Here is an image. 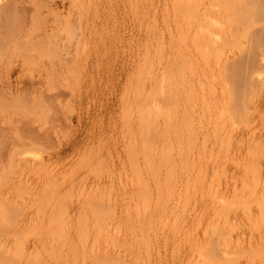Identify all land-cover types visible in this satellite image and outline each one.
Wrapping results in <instances>:
<instances>
[{
    "label": "rangeland",
    "instance_id": "rangeland-1",
    "mask_svg": "<svg viewBox=\"0 0 264 264\" xmlns=\"http://www.w3.org/2000/svg\"><path fill=\"white\" fill-rule=\"evenodd\" d=\"M201 3L0 0V264H264V0Z\"/></svg>",
    "mask_w": 264,
    "mask_h": 264
},
{
    "label": "bare ground",
    "instance_id": "bare-ground-1",
    "mask_svg": "<svg viewBox=\"0 0 264 264\" xmlns=\"http://www.w3.org/2000/svg\"><path fill=\"white\" fill-rule=\"evenodd\" d=\"M201 1H203V0H200V3H201ZM204 1H205V0H204ZM204 1H203L200 5H203V4H204ZM207 1H209V0H207ZM211 1H212V0H211ZM191 2H192V1H191ZM196 2H197V0H196ZM207 3H208V2H207ZM212 3H213V2H212ZM212 3L210 2V6H211ZM190 5H191V4H190ZM212 5H213V4H212ZM192 7H193V6H192ZM200 7H202V6H200ZM205 7H207V6H204V8H205ZM197 9H198V8H197ZM212 9H213V7L211 8V10H212ZM202 10H203V9H202ZM206 10H208V9H206ZM211 10H210V12H212ZM190 11H191V10H190ZM192 11H193V10H192ZM195 11H196V10H195ZM208 11H209V10H208ZM196 13H197V11H196ZM202 13H203V14H202ZM215 13H216V12H215ZM218 13H219V12H218ZM223 13H224V12H223ZM211 14H213V13H211ZM211 14H210V15H211ZM221 14H222V13H221ZM191 15H192V14H190V17H191ZM197 15H198V14H196V17H197ZM200 15H201V20H200V19H199V20H200L201 22H199V24L196 22L198 25H200V27L198 26V27H199V28H198L199 30L196 29V30H197L196 33H198V36L196 35V37L199 38V36H200V35H199V32H200V34H201L202 36H204V37L206 38V40H207V38H209L208 41H206L204 38H202L203 40H205V42H204V41H201V42L204 43V44H208V42H211V44H210V43H209V44H210V46L212 45V47H213L212 41H213V43H214L213 35L215 34V32L213 33V26H214L213 24H216V23L219 22L218 20L215 19L218 15H217V16L215 15V16H216V17L214 18L215 21H213V16H212V15L210 16L209 13H207V12L205 11V9L203 10V12H201ZM192 16H193V15H192ZM193 17H195V16H193ZM196 17H195V18H196ZM198 17H199V16H198ZM218 17H219V16H218ZM218 17H217V18H218ZM195 18H193V19H195ZM199 18H200V17H199ZM221 18H222V17H221ZM225 18H226V17H225ZM193 19H192V20H193ZM189 20H190V19H189ZM222 20H223V19H222ZM227 20H228V19H227ZM187 21H188V20H187ZM193 21L195 22L196 20H193ZM216 21H217V22H216ZM214 22H215V23H214ZM229 22H230V21H229ZM187 23H188V22H187ZM189 23H190V22H189ZM197 24H196V26H197ZM230 24H231V22H230ZM230 24H229V25H230ZM219 25H220V23H219ZM226 25H227V21H226ZM192 26H193V25H192ZM222 26H223V25H222ZM178 27H179V26H178ZM215 27H217V26H215ZM190 28H191V27L189 26V29H190ZM220 28H222V27H220ZM229 28H230V27H229ZM189 29H188V31H189ZM214 29H216V28H214ZM218 29H219V28H218ZM225 29H226V28H225ZM227 29H228V28H227ZM234 29H235V28H234ZM228 30H229V29H228ZM198 31H199V32H198ZM215 31H216V30H215ZM221 31H222V30H221ZM232 31H233V30H232ZM176 32H177V31H176ZM194 32H195V31H194ZM225 32H226V31H225ZM225 32H222V33H225ZM229 32H230V31H229ZM234 32H235V31H234ZM177 33H178V32H177ZM216 33H217V32H216ZM220 33H221V32H220ZM180 34H181V33H180ZM218 34H219V32H218ZM229 34H230V33H229ZM235 34H236V33H235ZM235 34H234V35H235ZM178 35H179V33H178ZM215 35H217V34H215ZM224 35H225V34H224ZM237 35H238V34H237ZM180 36H183V38H184V35H180ZM188 36H189V35H188ZM220 36H222V35H220ZM194 37H195V36H194ZM224 37H225V36H224ZM229 37H230V36H229ZM229 37L227 36L228 39H229ZM179 38H180V37H179ZM183 38H181V39H183ZM185 38H186V37H185ZM230 38H231V37H230ZM185 40H186V39H185ZM191 40H193V39H191ZM199 40H200V38H199ZM210 40H211V41H210ZM225 40H226V39H225ZM230 40H231V39H230ZM194 41H195V40H194ZM226 41H227V40H226ZM185 42H186V41H185ZM192 42H193V41H192ZM192 42H191V43H192ZM206 42H207V43H206ZM202 43H200V45H201ZM215 43H216V41H215ZM182 44H183V43H182ZM193 44H194V43H193ZM225 44H226V43H225ZM228 44H229V43H228ZM228 44H227V45H228ZM236 44H237V43H236ZM185 45H186V43H185ZM185 45H184V46H185ZM195 45H196V44H195ZM202 45H203V44H202ZM202 45H201V46H202ZM214 45H215V44H214ZM187 46H188V45H187ZM201 46H200V47H201ZM203 46H204V48H205V46H208V45H203ZM210 46H208V49L212 48V47H210ZM219 46H220V45H219ZM225 46H226V45H225ZM233 46H234V45H233ZM196 47H197V46H196ZM186 48H187V47H186ZM236 48H237V47H236ZM236 48H235V49H236ZM206 49H207V48H206ZM208 49H207V51L210 52V50H208ZM228 49H229V48H228ZM173 50H174V49H173ZM196 50H197V49H196ZM204 50H205V49H202V47H201L200 52H201V51H204ZM211 50H213V48H212ZM232 50H233V49H232ZM197 51L199 52V50H197ZM207 51H206V52H205V51H204V52H201V54H202V53H203V55H204V53L209 54ZM178 52H179V51H178ZM180 52H181V51H180ZM220 52H221V51H220ZM229 52H230V51H229ZM196 53H197V52H196ZM221 53H222V52H221ZM242 53H243V51H242ZM177 54H178V53H177ZM210 54H212V53H210ZM210 54H209V55H210ZM179 55H181V54H179ZM182 55H183V54H182ZM182 55H181V56H182ZM186 55H187V54H186ZM205 55H206V54H205ZM205 55H204V56H205ZM173 56H174V53H173ZM187 56H188V55H187ZM196 56H197V55H196ZM207 56H208V55H206L205 58H207ZM211 56H212V55H211ZM211 56H208V57H211ZM168 57H169V56H168ZM184 57H185V56H184ZM188 57H189V56H188ZM193 57H194V56H193ZM219 57H220V56H219ZM219 57H218V58H219ZM153 58H154V57H153ZM200 58H201V56H200ZM202 58H203V57H202ZM212 58H213V57H212ZM227 58H228V57H227ZM160 59H161V58H160ZM160 59H159V60H160ZM167 59H168V58H167ZM195 59H197V58H195ZM234 59H235V58H234ZM161 60H162V59H161ZM180 60H181V59H180ZM189 60H190V59H189ZM203 60H204V59H203ZM148 61H149V60H148ZM148 61H147V62H148ZM166 61H167V60H166ZM173 61H174V60H173ZM205 61H206V60H205ZM207 61H208V60H207ZM216 61H217V60H216ZM237 61H238V60H237ZM237 61H236V62H237ZM242 61H243V60H242ZM203 62H204V61H203ZM223 62H224V61H223ZM223 62H222V63H223ZM233 62H234V61H233ZM244 62H245V61H244ZM177 63H178V62H177ZM183 63H185L186 65L189 66L188 62L186 63V60H185V62L183 61ZM197 63H198V61H197ZM208 63H210V62H208ZM225 63H226V62H225ZM239 63H240V62H239ZM155 64H156V63H155ZM159 64H160V63H159ZM181 64H182V63H181ZM202 64H203V63H202ZM229 64H230V62H229ZM244 64H245V63H244ZM177 65H178V64H177ZM186 65H184V66H186ZM193 65H194V64H193ZM204 65H205V64H203V66H204ZM206 65H207V64H206ZM206 65H205V67L208 66V65H207V66H206ZM217 65H218V64H217ZM241 65H242V64H241ZM150 66H151V65H150ZM152 66H153V65H152ZM163 66H164V65H163ZM188 66H187V68L189 69ZM196 66H197V65H196ZM209 66H210V65H209ZM209 66H208V67H209ZM218 66H219V65H218ZM236 66H237V65H236ZM173 67H174V66H173ZM179 67H180V66H179ZM223 67H224V66H223ZM239 67H240V66H239ZM147 68H148V67H147ZM150 68H151V67H150ZM154 68H155V67H154ZM177 68H178V66H177ZM190 68H191V67H190ZM242 68H244V67H242ZM203 69H204V68H203ZM206 69H207V68H206ZM238 69H239V68H238ZM146 70H147V69H146ZM152 70H153V69H152ZM162 70H163V69H162ZM193 70H194V69H193ZM234 70H236V69L234 68ZM175 71H176V70H175ZM220 71H221V70H220ZM220 71H219V72H220ZM223 71H224V70H223ZM230 71H231V70H230ZM156 72H157V71H156ZM167 72H168V71H167ZM194 72H196V71H194ZM203 72H204V71H203ZM205 72H206V71H205ZM227 72H228V71H227ZM231 72H232V71H231ZM191 73H192V72H191ZM235 73H236V72H235ZM181 74H182V73H181ZM194 74H195V73H194ZM151 75H152V74H151ZM151 75H150V76H151ZM201 75H202V74H201ZM203 75H204V74H203ZM210 75H211V73H210ZM222 75H223V74H222ZM230 75H231V74H230ZM239 75H240V74H239ZM169 76H170V75H169ZM228 76H229V75H228ZM152 77H153V76H152ZM177 77H179V76H177ZM194 77H195V76H194ZM199 77H200V76H199ZM207 77H208V76H207ZM243 77H244V76H243ZM243 77H241V78H243ZM247 77H248V76H247ZM203 78H205V77H202V79H203ZM209 78H210V77H209ZM224 78H225V77H224ZM183 79H184V78H183ZM188 79H189V78H188ZM230 79H231V78H230ZM154 80H155V79H154ZM173 80L175 81L176 79H173ZM181 81H182V80H181ZM190 81H191V80H190ZM239 81H240V80H239ZM241 81H242V80H241ZM170 82H171V81H170ZM203 82H204V81H203ZM207 82H208V81H207ZM209 82H210V81H209ZM243 82L245 83L246 80L243 81ZM182 83H183V81H182ZM188 83H189V81H188ZM199 83H200V82H199ZM227 83H228V82H227ZM244 83H243V84H244ZM174 84H175V83H174ZM180 84H181V83H180ZM189 84H190V83H189ZM189 84H188V85H189ZM192 84H193V83H192ZM201 84H202V83H201ZM210 84H211V83H210ZM224 84H225V83H224ZM225 85H226V84H225ZM173 86H174V85H173ZM190 86H191V85H190ZM193 86H194V85H193ZM198 86H199V85H198ZM230 86H231V85H230ZM165 87H166V86H165ZM177 87H178V86H177ZM182 87H183V86H182ZM188 87H189V86H188ZM194 87H195V86H194ZM202 87H203V86H202ZM202 87H201V88H202ZM209 87H210V85H209L208 87H206V88H208V89L210 90L211 87H210V88H209ZM142 88H143V87H142ZM166 88H167V87H166ZM189 88H190V87H189ZM199 88H200V87H199ZM212 88H213V87H212ZM224 88H225V87H224ZM184 89H185V88H184ZM215 89H216V88H215ZM215 89H214V91L212 90V92H214V94H213L214 96H215V94H216L215 91L217 90V89H216V90H215ZM230 89H231V88H230ZM192 90H193V89H192ZM228 90H229V89H228ZM148 91H149V90H148ZM201 91H202V90H201ZM203 91H204V90H203ZM203 91H202V94H203ZM220 91H221V90H220ZM226 91H227V90H226ZM236 91H237V90H236ZM186 92H187V91H186ZM188 92H189V91H188ZM208 92L210 93V91H208ZM224 92H225V91H224ZM160 93H161V92H160ZM179 93H180V92H179ZM197 93H198V92H197ZM200 93H201V92H200ZM200 93H199V94H200ZM227 93H228V92H227ZM245 93H246V92H245ZM149 94H150V93H149ZM147 95H148V94H147ZM161 95H162V94H161ZM166 95H167V94H166ZM204 95H205V94H204ZM206 95H207V94H206ZM229 95H230V94H229ZM163 96H164V95H163ZM177 96H178V95H177ZM186 96H187V95H186ZM208 96H209V95H208ZM211 96H212V95H211ZM227 96H228V95H227ZM231 96H232V95H230V97H231ZM144 97H145V96H144ZM144 97H143V98H144ZM149 97H150V96H149ZM164 97H165V96H164ZM200 97H201V96H200ZM204 97H205V96H204ZM212 97H213V96H212ZM216 97H218V96H216ZM238 97H239V96H238ZM143 98H142V99H143ZM161 98H162V97H161ZM197 98H198V96H197ZM197 98H196V99H197ZM209 98H210V97H209ZM223 98H224V97H223ZM223 98H222V99H223ZM144 99H145V98H144ZM215 99H216V98H215ZM226 99H227V98H226ZM148 100H149V99H148ZM174 100H175V99H174ZM203 100H204V99H203ZM213 100H214V99H213ZM168 101H169V100H168ZM179 101H180V100H179ZM188 101H189V100H188ZM196 101H198V100H196ZM201 101H202V100H201ZM221 101H222V100H221ZM224 101H225V100H224ZM227 101H228V100H227ZM227 101H226V102H227ZM185 102H186V101H185ZM203 102H207V101H203ZM235 102H236V101H235ZM164 103H165V101H164ZM180 103H181V102H180ZM187 103H189V102H187ZM201 103H202V102H201ZM220 103H221V102H220ZM220 103H219V104H220ZM183 104H184V103H183ZM215 104H216V103H215ZM149 105H150V104H149ZM188 105H189V104H188ZM225 105H226V104H225ZM153 106H154V105H153ZM157 106H158V105H157ZM162 106H163V104H162ZM178 106H179V105H178ZM242 106H243V105H242ZM149 107H150V106H149ZM182 107H183V106H182ZM189 107H190V106H189ZM215 107H216V106H215ZM217 107H218V106H217ZM221 107H222V106H221ZM245 107H246V106H245ZM170 108H171V107H170ZM243 108H244V107H243ZM147 109L150 110L149 108H147ZM190 109H191V108H190ZM208 109H209V108H208ZM148 110H147V111H148ZM156 110H157V109H156ZM165 110H166V109H165ZM171 110H172V109H171ZM188 110H189V109H188ZM203 110H204V109H203ZM203 110H202V112H203ZM214 110L216 111V109H214ZM222 110H223V108H222ZM191 111H192V110H191ZM208 111H209V110H208ZM208 111H207V112H208ZM212 111H213V110H212ZM212 111H211V112H212ZM238 111H240V110H238ZM158 112H159V111H158ZM161 112H162V111H161ZM216 112H217V111H216ZM208 113H209V112H208ZM219 113H220V112H219ZM219 113H218V114H219ZM232 113H233V112H232ZM162 114H163V113H162ZM164 114H165V113H164ZM169 114H171V113L169 112ZM173 114H174V113H173ZM204 114H206V113H204ZM210 114H211V113H210ZM214 114H215V113H214ZM194 115H195V114H194ZM230 115H231V114H230ZM245 115H246V114H245ZM142 116H143V115H142ZM145 116H146V115H145ZM163 116H164V115H163ZM168 116H169V115H168ZM168 116H167V117H168ZM177 116H178V114H177ZM183 116H184V115H183ZM188 116H189V115H188ZM198 116H199V115H198ZM201 116H203V115H201ZM204 116H205V115H204ZM209 116H210V115H209ZM211 116H212V115H211ZM240 116H241V115H240ZM169 117H170V116H169ZM172 117H173V116H172ZM172 117H171V118H172ZM189 117H190V116H189ZM213 117H214V116H213ZM213 117H212V118H213ZM233 117H234V116H233ZM244 117H245V116H244ZM174 118H176V117H174ZM179 118H180V117H179ZM198 118H199V117H198ZM204 118H205V117H204ZM214 118H215V117H214ZM242 118H243V117H242ZM242 118H241V119H242ZM245 118H246V117H245ZM150 119H152V118H150ZM167 119H168V118H167ZM167 119H166V120H167ZM177 119H178V117H177ZM187 119H188V118H187ZM194 119H195V118H194ZM219 119H220V117H219ZM243 119H244V118H243ZM199 120H200V119H199ZM217 120H218V119H217ZM220 120H221V119H220ZM156 121H157V120H156ZM156 121H155V122H156ZM172 121H173V120H172ZM180 121H181V120H180ZM245 121H246V120H245ZM245 121H244V122H245ZM175 122H176V121H175ZM189 122H190V118H189ZM224 122H225V120H224ZM242 122H243V121H242ZM183 123H184V122H183ZM200 123H201V122H200ZM216 123H217V122H216ZM231 123H232V122H231ZM149 124H150V123H149ZM180 124H181V123H180ZM196 124H197V123H196ZM198 124H199V123H198ZM221 124H222V123H221ZM232 124H233V123H232ZM234 124H235V123H234ZM166 125H167V124H166ZM174 125H175V124H174ZM202 125H203V124H202ZM208 125H210V124H208ZM215 125H216V124H215ZM222 125H223V124H222ZM139 126H140V125H139ZM163 126H164V124H163ZM175 126H176V125H175ZM177 126H178V125H177ZM216 126H217V125H216ZM234 126H235V125H234ZM236 126H237V125H236ZM155 127H156V126H155ZM173 127H174V126H173ZM213 127H214V126H213ZM219 127H220V126H219ZM164 128H165V126H164ZM179 128H180V127H179ZM189 128H190V127H189ZM201 128H203V127L201 126ZM206 128H207V127H206ZM206 128H205V129H206ZM215 128H216V127H215ZM217 128H218V127H217ZM139 129H140V127H139ZM157 129H158V128H157ZM166 129H167V126H166ZM166 129H164V130H166ZM223 129H224V127H223ZM225 129H226V128H225ZM200 130H201V129H200ZM180 131H181V129H180ZM180 131H179V132H180ZM196 131H197V130H196ZM209 131H210V130H209ZM209 131H208V132H209ZM216 131H217V130H216ZM145 132H146V131H145ZM148 132H149V131H148ZM156 132H157V131H156ZM156 132H155V134H156ZM194 132H195V131H194ZM152 133H153V131H152ZM165 133H166V131H165ZM180 133H181V132H180ZM182 133H183V130H182ZM200 133H201V131H200ZM202 133H203V132H202ZM204 133H205V132H204ZM223 133H224V132H223ZM229 133H230V131H229ZM159 134H160V133H159ZM167 134H168V132H167ZM184 134H185V133H184ZM220 134H221V133H220ZM145 135H146V134H145ZM191 135H192V134H191ZM200 135H201V134H200ZM148 136H149V135H148ZM161 136H162V135H161ZM182 136H184V135H182ZM195 136L197 137V135H194V137H195ZM204 136H205V135H204ZM206 136H207V135H206ZM154 137H155V136H154ZM173 137H174V136H173ZM189 137H190V135H189ZM191 137H192V136H191ZM191 137H190V139H191ZM221 137H222V135L220 136V138H221ZM167 138H168V137H167ZM178 138H179V137H178ZM192 138H193V137H192ZM202 138H203V137H202ZM144 139H145V137H144ZM147 139H148V138H147ZM169 139H170V136H169ZM169 139H168V140H169ZM176 139H177V138H176ZM197 139H198V138H197ZM209 139H210V138H209ZM215 139H216V138H215ZM242 139H243V138H242ZM178 140H179V139H178ZM186 140H187V139H186ZM194 140H195V138H194ZM210 140H211V139H210ZM243 140H244V139H243ZM153 141H155V140H153ZM170 141H171V140H170ZM187 141H188V140H187ZM187 141H186V142H187ZM191 141H192V140H191ZM208 141H209V140H208ZM212 141H213V140H212ZM240 141H241V140H240ZM162 142H163V141H161V143H162ZM179 142H180V141H179ZM196 142H197V141H196ZM205 142H206V140H205ZM237 142H238V141H237ZM183 143H184V142H183ZM187 143H188V142H187ZM189 143H190V142H189ZM191 143H192V142H191ZM225 143H226V142H225ZM230 143H231V142H230ZM240 143H241V142H240ZM138 144H139V143H138ZM201 144H202V142H201ZM237 144H238V143H237ZM176 145H177V144H176ZM178 145H179V143H178ZM182 145H183V144H182ZM193 145H194V144H193ZM197 145H198V144H197ZM206 145H207V142H206ZM208 145H209V144H208ZM211 145H212V144H211ZM219 145H220V144H219ZM224 145H225V144H224ZM151 146H152V144H151ZM188 146H189V145H188ZM215 146H216V145H215ZM165 147H166V146H165ZM178 147H179V146H178ZM183 147H184V146H183ZM206 147H208V146H206ZM211 147H212V146H211ZM227 147H228V146H227ZM229 147H231V146H229ZM149 148H150V147H149ZM185 148H186V146H185ZM200 148H201V147H200ZM220 148H221V147H220ZM155 149H156V148H155ZM186 149H187V148H186ZM211 149H212V148H211ZM239 149H240V148H239ZM178 150H179V149H178ZM178 150H177V151H178ZM192 150H193V148H192ZM192 150H191V151H192ZM198 150H199V149H198ZM207 150H208V149H207ZM218 150H219V149H218ZM221 150H222V149H221ZM221 150H220V151H221ZM227 150H228V148H227ZM152 151H154V150H152ZM164 151H165V150H164ZM193 151H194V150H193ZM148 152H150V151H148ZM165 152H166V151H165ZM186 152H187V151H186ZM188 152H190V150H189ZM206 152H207V151H206ZM218 152H219V151H218ZM197 153L199 154V151H197ZM200 153H201V152H200ZM221 153H222V152H221ZM223 153H224V152H223ZM228 153H229V152H228ZM233 153H234V152H233ZM159 154H160V153H159ZM162 154H163V153H162ZM198 154H197V156H198ZM208 154H209V153H208ZM186 155H187V154H186ZM188 155H189V154H188ZM192 155H194V154H192ZM209 155L212 156L211 154H209ZM225 155H226V153H225ZM163 156H164V155H163ZM216 156L218 157L219 155H216ZM233 156H234V155H233ZM155 157H156V156H155ZM188 157H190V156H188ZM224 157H225V156H224ZM227 157H228V156H227ZM237 157H238V156H237ZM145 158H146V157H145ZM147 158H148V157H147ZM151 158H153V157H151ZM190 158H191V157H190ZM202 158H204V157H202ZM210 158H211V157H210ZM210 158H209V159H210ZM157 159H158V158H157ZM161 159H162V158H161ZM186 159H187V158H186ZM197 159H198V158H197ZM225 159H226V158H225ZM230 159H231V158H230ZM238 159H239V158H238ZM190 160H191V159H190ZM190 160H189V161H190ZM192 160H193V156H192ZM198 160H199V159H198ZM207 160H208V159H207ZM210 160H211V159H210ZM231 160H232V159H231ZM187 161H188V160H187ZM187 161H186V163H187ZM193 161H194V160H193ZM223 161H224V159H223ZM232 161H233V160H232ZM237 161H238V160H237ZM154 162H155V161H154ZM157 162H158V161H157ZM198 162H199V161H198ZM198 162H197V163H198ZM210 162H211V161H210ZM214 162H215V161H214ZM239 162H240V161H239ZM150 163H151V162H150ZM189 163H190V162H189ZM204 163H205V162H204ZM221 163H222V162H221ZM194 164H195V163H194ZM201 164H202V163H201ZM201 164H200V166H201ZM219 164H220V163H219ZM235 164H236V163H235ZM159 165H160V164H159ZM175 165H176V163H175ZM186 165H187V164H186ZM203 165H204V164H203ZM221 165H222V164H221ZM225 165H226V164H225ZM237 165H238V164H237ZM188 166H189V165H188ZM191 166H192V164H191ZM200 166L198 167L199 169H200ZM204 166H205V165H204ZM222 166H223V165H222ZM222 166L220 167V168H221V169H220L221 172L223 171V170H222ZM238 166H239V165H238ZM246 166H247V165H246ZM149 167H150V166H149ZM205 167H206V166H205ZM169 168H172V167L169 166ZM175 168H176V167H175ZM181 168L183 169V167H181ZM194 168H195V165H194ZM215 168H216V167H215ZM223 168H224V167H223ZM161 169H162V168H161ZM167 169H168V168H167ZM212 169H213V167H212ZM175 170H176V169H175ZM191 170H192V169H191ZM205 170H206V168H205ZM216 170H217V169H216ZM148 171H149V170H148ZM151 171H152V170H151ZM182 171H184V170H182ZM195 171H196V170H195ZM233 171H234V170H233ZM146 172H147V171H146ZM189 172H190V171H189ZM192 172H193V171H192ZM204 172H206V171H204ZM214 172H215V171H214ZM214 172H212L213 175H214ZM181 174H183V173H181ZM190 174H191V173H190ZM204 174L206 175V173H204ZM215 174H216V173H215ZM150 175H151V174H150ZM152 175H153V174H152ZM169 175H170V174H169ZM179 175H180V173H179ZM184 175H185V174H184ZM194 175H195V174H194ZM197 175H198V174H197ZM199 175H200V174H199ZM217 175H218V174H217ZM221 175H222V174H221ZM243 175H244V174H243ZM166 176H167V175H166ZM185 176H186V175H185ZM210 176H211V175H210ZM171 177H172V175H171ZM173 177H174V175H173ZM187 177H188V176H187ZM199 177H200V176H199ZM216 177H217V176H216ZM225 177H226V176H225ZM148 178H149V177H148ZM151 178H152V177H151ZM191 178H192V177H191ZM202 178H203V177H202ZM205 178H206V176H205ZM207 178H208V177H207ZM160 179H161V178H160ZM165 179H167V178L165 177ZM179 179H180V177H179ZM186 179H188V178H186ZM186 179H185V180H186ZM212 179H214V178H212ZM147 180H148V179H147ZM151 180H152V179H151ZM153 180H154V178H153ZM169 180H171V179H169ZM175 180H176V177H175ZM199 180H200V178H199ZM202 180H203V179H202ZM244 180H245V178H244ZM178 181H179V180H178ZM178 181H177V183H178ZM134 182H135V181H134ZM151 182H152V181H151ZM180 182H181V181H180ZM135 183H136V182H135ZM138 183H139V182H138ZM138 183H137V184H138ZM141 183H142V181H141ZM148 183H149V182H148ZM165 183H166V182H165ZM171 183H172V182H171ZM173 183H174V182H173ZM173 183H172V185H173ZM197 183H198V182H197ZM207 183H208V182H207ZM209 183H210V181H209ZM209 183H208V184H209ZM213 183H214V182H213ZM219 183H220V182H219ZM244 183H245V182H244ZM258 183H259V182H257V184H258ZM130 184H131V183H130ZM184 184H185V183H184ZM187 184H188V183H187ZM187 184H186V187H187ZM174 185H175V184H174ZM176 185H177V184H176ZM188 185H190V184H188ZM235 185H236V184H235ZM147 186H148V184H147ZM159 186H160V185H159ZM180 186H181V185H180ZM205 186H207V185H205ZM208 186H210V185H208ZM212 186H213V185L211 184L210 188H211ZM219 186H220V184H219ZM132 187H133V184H132ZM148 187H149V186H148ZM167 187H169V185H168ZM172 187H173V186H172ZM195 187H196V186H195ZM200 187H201V186H200ZM216 187H217V186H216ZM255 187H256V186H255ZM177 188H178V187H177ZM180 188H181V187H180ZM183 188L185 189V187H183ZM197 188H198V187H197ZM249 188H250V187H249ZM175 189H176V188H175ZM184 189H183V190H184ZM194 189H195V188H194ZM211 189H212V188H211ZM211 189L209 190V188H208V190H209L210 193H212V192H211ZM169 190H170V189H169ZM186 190H188V187L186 188ZM195 190H196V189H195ZM202 190H203V188H202ZM235 190H236V189H235ZM256 190H257V189H256ZM123 191H124V190H123ZM162 191H163V190H162ZM253 191H254V190H253ZM136 192H138V191H136ZM139 192H140V191H139ZM174 192H175V191H174ZM179 192H180V191H179ZM195 192H196V191H194V193H195ZM200 192H201V191H200ZM206 192H207V191H206ZM215 192H218V191L216 190ZM220 192H221V190H220ZM255 192H256V191H255ZM185 193H186V192H185ZM185 193H184V194H185ZM194 193H193V194H194ZM218 193H219V192H218ZM166 194H168V192H167ZM172 194H173V192H172ZM176 194H177V193H176ZM184 194H183V195H184ZM250 194H251V193H250ZM259 194H260V193H259ZM168 195H169V194H168ZM178 195H179V193H178ZM216 195H217V194H216ZM243 195H244V193H243ZM262 195H263V194H262ZM165 196H166V195H165ZM194 196H197V195L195 194ZM194 196H193V197H194ZM221 196H223V195H221ZM226 196H227V195H226ZM235 196H236V195H235ZM235 196H234V197H235ZM238 196H239V195H238ZM252 196H253V195H252ZM166 197H167V196H166ZM179 197H180V196H179ZM179 197H178V198H179ZM184 197H185V196H184ZM187 197H188V196H187ZM198 197H199V195H198ZM198 197H197V198H198ZM216 197H218V196H216ZM234 197H232V198H234ZM249 197H250V196H249ZM249 197H248V198H249ZM259 197H261V196H259ZM262 197L264 198V196H262ZM159 198H160V197H159ZM170 198H171V197H170ZM189 198H190V197H189ZM218 198H219V197H218ZM230 198H231V197H230ZM239 198H240V197H238V199H239ZM174 199H175V198H174ZM187 199H188V198H187ZM202 199H203V198H202ZM234 199H235V198H234ZM240 199H241V198H240ZM244 199H245V198H244ZM250 199H251V198H250ZM200 200H201V199H200ZM212 200H213V199H212ZM232 200H233V199H232ZM236 200H237V199H236ZM248 200H249V199H248ZM263 200H264V199H263ZM157 201H158V200H157ZM183 201H184V200H183ZM185 201H186V200H185ZM194 201H196V200H194ZM230 201H231V200H230ZM242 201H243V198H242ZM244 201H246V200H244ZM252 201H253V200H252ZM260 201H261V200H260ZM212 202H213V201H211V203H212ZM236 202H237V201H236ZM236 202H234V203H236ZM240 202H241V201H240ZM253 202H254V201H253ZM258 202H259V201H258ZM164 203H165V202H164ZM167 203H168V200H167ZM171 203H172V202H171ZM173 203H174V202H173ZM188 203H189V202H188ZM211 203H210V204H211ZM247 203H249V202L247 201ZM251 203H252V202H251ZM168 204H169V203H168ZM168 204H167V205H168ZM204 204H205V203H204ZM221 204H222V203H221ZM236 204L239 205V203H236ZM262 204H263V202H262ZM177 205H178V204H177ZM180 205H181V204H180ZM192 205H193V203H192ZM208 205H209V204H208ZM212 205H213V203H212ZM216 205H217V204H216ZM149 206H150V205H149ZM160 206H161V205H160ZM172 206H173V205H172ZM174 206H175V205H174ZM184 206H185V205H184ZM184 206H183V207H184ZM202 206H203V205H202ZM204 206H205V205H204ZM214 206H215V205H214ZM227 206H228V205H227ZM249 206H250V205H249ZM259 206H260V205H259ZM185 207H186V206H185ZM192 207H193V206H192ZM198 207H199V206H198ZM207 207H208V206H207ZM261 207H262V206H260V208H261ZM155 208H156V207H155ZM172 208H173V207H172ZM187 208H188V207H187ZM208 208H209V207H208ZM210 208H211V207H210ZM217 208H218V207H217ZM260 208H259V209H260ZM189 209H190V208H189ZM189 209H188V210H189ZM191 209H192V208H191ZM200 209H201V208H200ZM215 209H216V208H215ZM218 209L220 210V208H218ZM231 209H233V207H232ZM236 209H237V208H236ZM236 209H234V210H236ZM253 209H254V208H253ZM148 210H149V209H148ZM155 210H156V209H155ZM155 210H154V212H155ZM201 210H202V209H201ZM203 210H204V209H203ZM247 210H249V208H248ZM165 211H166V210H165ZM171 211H172V210H171ZM181 211H182V210H181ZM190 211H191V210H190ZM196 211H197V210H196ZM255 211H256V210H255ZM257 211H258V210H257ZM151 212H152V211H151ZM191 212H192V211H191ZM200 212H201V211H200ZM215 212H216V211H215ZM224 212H225V211H224ZM246 212H248V211H246ZM252 212H253V211H252ZM158 213H159V212H158ZM161 213H162V212H161ZM184 213H185V212H184ZM195 213H196V212H195ZM201 213H202V212H201ZM201 213H200V214H201ZM204 213H205V212H204ZM155 214H156V213H155ZM181 214H183V213H181ZM185 214H186V213H185ZM185 214H184V215H185ZM210 214H211V213H210ZM247 214H248V213H247ZM162 215H163V214H162ZM196 215H198V214H196ZM245 215H246V214H245ZM179 216H180V215H179ZM205 216H206V215H205ZM183 217H184V216H183ZM199 217H200V216H199ZM211 217H213V216H211ZM223 217H224V216H223ZM247 217H248V216H246V219H248ZM181 218H182V217H181ZM188 218H189V217H188ZM193 218L195 219V217H193ZM206 218H207V217H206ZM225 218H226V217H225ZM257 218H258V217H257ZM257 218H255V219L257 220ZM260 218H261V217H259V219H260ZM153 219H154V218H153ZM198 219H199V218H198ZM200 219H201V218H200ZM204 219H205V218H204ZM252 219H254V217H253ZM261 219H262V218H261ZM202 220H203V219H202ZM215 220H216V219H215ZM250 220H251V219H250ZM177 221H178V220H177ZM200 221H201V220H199V222H200ZM205 221H206V220H205ZM207 221L209 222L208 219H207ZM213 221H214V220H213ZM213 221H212V222H213ZM248 221H249V220H248ZM263 221H264V220H263ZM148 222H149V221H148ZM148 222H147V223H148ZM150 222H151V221H150ZM166 222H167V221H166ZM175 222H176V221H175ZM208 222H207V223H208ZM212 222H211V223H212ZM228 222H229V220H228ZM183 223H184V222H183ZM213 223H214V222H213ZM217 223H218V222L215 223V226H216ZM219 223H220V222H219ZM225 223H226V222L224 221V224H225ZM231 223H232V222H231ZM246 223H247V222H246ZM253 223H254V222H253ZM262 223H263V222H262ZM165 224H166V223H165ZM250 224H251V223H250ZM194 225H195V224H193V226H194ZM196 225H197V224H196ZM208 225H209V224H208ZM217 225H218V224H217ZM199 226H200V225H198V227H199ZM218 226H219V225H218ZM227 226H228V225H227ZM256 226H258V223L256 224ZM149 227H151V226H149ZM171 227H172V226H171ZM194 227H196V226H194ZM220 227H221V226H220ZM229 227H230V226H229ZM229 227H228V228H229ZM248 227H249V226H248ZM192 228H193V227H192ZM209 228H211V226H210ZM215 228H216V227H215ZM224 228H225V226H224ZM232 228H233V227H232ZM232 228H231V229H232ZM225 229L227 230V228H225ZM231 229H229V231H230ZM253 229H254V228H253ZM257 229H258V228H257ZM142 230H143V229H142ZM142 230H141L140 232H142ZM163 230H164V229H163ZM163 230H161V231H163ZM174 230H175V229H174ZM185 230H186V228H185ZM192 230H194V229H192ZM211 230H212V229H211ZM216 230H217V229H216ZM237 230H238V229H237ZM177 231H178V230H177ZM180 231H181V230H179V232H180ZM183 231H184V230H183ZM188 231H190V230L188 229ZM204 231H205V230H204ZM213 231H214V230H213ZM179 232H178V234H179ZM184 232H185V231H184ZM216 232H217V231H214V233L211 234V237H212V235H214ZM257 232H258V231H257ZM192 233H193V232H192ZM210 233H211V232H210ZM219 233H220V232H219ZM224 233H226V232H224ZM227 233H228V232H227ZM188 234H189V233H188ZM202 234H203V232H202ZM206 234H208V232H206ZM216 234H217V233H216ZM148 235H149V234H148ZM181 235H182V234H181ZM186 235H187V233H186ZM197 235H198V234H197ZM208 235H209V234H208ZM217 235L220 236V234H217ZM225 235H226V234H225ZM250 235H251V234H250ZM139 236H140V235H139ZM149 236H151V235H149ZM188 236H189V235H188ZM188 236H186V237H188ZM190 236H194V235L191 234ZM203 236L205 237V235H203ZM221 236H222V235H221ZM146 237H147V236H146ZM166 237H167V236H166ZM213 237L215 238V236H213ZM223 237H225L224 234H223ZM223 237H222V238H223ZM231 237H232V236H231ZM253 237H254V236H253ZM142 238H143V237H142ZM149 238H150V237H149ZM181 238H182V237H181ZM198 238H199V237H198ZM250 238H251V237H250ZM144 239H145V238H144ZM175 239H176V238H175ZM201 239H202V238H201ZM201 239H200V240H201ZM219 239H220V238H219ZM257 239H258V238H257ZM140 240H141V238H140ZM159 240H160V239H159ZM216 240H217V239H216ZM255 240H256V239H255ZM259 240H260V239H259ZM194 241H195V240H194ZM194 241H193V242H194ZM196 241H197V240H196ZM209 241H210V240H209ZM214 241H215V240H214ZM220 241H221V240H220ZM146 242H147V241H146ZM148 242H149V241H148ZM164 242H165V241H164ZM186 242H187V241H186ZM203 242H204V241H203ZM215 242H216V241H215ZM221 242H222V241H221ZM250 242H251V241H250ZM258 242H259V241H257L256 243H258ZM176 243H177V242H176ZM181 243H182V242H181ZM194 243H195V242H194ZM204 243H206V242H204ZM204 243H202V244H204ZM259 243H260V242H259ZM263 243H264V242H263ZM139 244H140V243H139ZM141 244H142V243H141ZM166 244H167V243H166ZM179 244H180V243H179ZM184 244H185V243H184ZM186 244H187V243H186ZM191 244H192V243H191ZM198 244H199V243H198ZM207 244L210 245V246H212V245L209 244V243H207ZM214 244H215V243H214ZM241 244H242V243H241ZM251 244H252V243H251ZM164 245H165V244H164ZM200 245H201V242H200ZM205 245H206V244H205ZM216 245H217V244H216ZM254 245H255V244H254ZM125 246H126V245H125ZM147 246H148V245H147ZM176 246H177V244H176ZM179 246H180V245H179ZM182 246H183V245H182ZM186 246H187V245H186ZM191 246H194V245H191ZM196 246H197V242H196ZM258 246H259V245H258ZM116 247H117V246H116ZM129 247H130V246H128V248H129ZM183 247H184V246H183ZM199 247H200V246H199ZM205 247H207V246H204V248H205ZM245 247H246V245H245ZM252 247H253V246H252ZM123 248H124V246H123ZM134 248H135V247H134ZM178 248H179V247H178ZM190 248H191V247H190ZM190 248H189V249H190ZM207 248H208V247H207ZM240 248H241V247H240ZM259 248H260V247H259ZM138 249H139V248H138ZM145 249H146V248H145ZM193 249H195V248H193ZM197 249L199 250V248H197ZM219 249H220V248H218V250H219ZM222 249H223V251H224V248H222ZM234 249H235V248H234ZM257 249H258V248H257ZM140 250H141V249H140ZM254 250H255V248H254ZM254 250H253V251H254ZM190 251H191V250H190ZM194 251H195V250H194ZM194 251L192 250V252H194ZM226 251H227V249H226ZM234 251H235V250H234ZM249 251H251V250L249 249ZM130 252H131V251H130ZM158 252H160V250H158ZM207 252H208V250H207ZM207 252H206V254H207ZM131 253H132V252H131ZM140 253H141V252H140ZM195 253H196V252H195ZM200 253H203V252H200ZM208 253H209V252H208ZM238 253H239V252H238ZM238 253H237V254H238ZM244 253H245V252H244ZM257 253H258V252H257ZM134 254H135V253H134ZM136 254H137V253H136ZM189 254H190V253H189ZM198 254H199V253H198ZM206 254H204V255H206ZM223 254H224V252H223ZM240 254H241V252H240ZM242 254H243V253H242ZM247 254H248V253H247ZM158 255H159V254H158ZM183 255H184V254H183ZM199 255H201V254H199ZM221 255H222V254H221ZM227 255H228V254H227ZM227 255H226V256H227ZM230 255H232V254H230ZM235 255H236V254H235ZM251 255H252V254H251ZM122 256H123V255H122ZM237 256H238V255H237ZM242 256H243V255H242ZM256 256H257V255H256ZM256 256H255V257H256ZM263 256H264V254H263ZM106 257H107V256H106ZM110 257H111V256H110ZM135 257H136V256H135ZM192 257H193V255H192ZM195 257H196V256H195ZM198 257H201V256H198ZM198 257H197V258H198ZM213 257H214V256H213ZM218 257H219V256H218ZM222 257H223V255H222ZM243 257H244V256H243ZM255 257H254V258H255ZM258 257H259V255H258ZM190 258H191V257H190ZM203 258H204V257H202V259H203ZM208 258H209V257H208ZM235 258H236V257H235ZM240 258H241V257H240ZM254 258H253V259H254ZM124 259H125V258H124ZM133 259H134V258H133ZM212 259H213V258H212ZM245 259H246V258H245ZM247 259H248V258H247ZM256 259H257V258H256ZM259 259H260V258H259ZM138 260H139V259H138ZM189 260H190V262H191V259H189ZM195 260H196V259H195ZM199 260H200V259H199ZM205 260H206V259H205ZM207 260H208V259H207ZM207 260H206V261H207ZM220 260H221V259H220ZM230 260H231V259H230ZM251 260H252V259H251ZM131 261H132V260H131ZM192 261H193V260H192ZM197 261H198V260H197ZM200 261H201V260H200ZM210 261H212V260H210ZM217 261H218V260H217ZM233 261H235V259H234ZM247 261H249V260H247ZM247 261H246V262H247ZM257 261L259 262V260H257ZM257 261H256V262H257ZM261 261H262V260H261ZM195 262H196V261H195ZM202 262H203V261H202ZM202 262H201V264H202ZM219 262H220V261H219ZM219 262H218V263H219ZM221 262L223 263V261H221ZM230 262H231V261H230ZM123 263H124V262H123ZM137 263H139V261H138ZM193 263H194V261H193ZM197 263H198V262H197ZM197 263H196V264H197ZM232 263H233V262H232ZM250 263H251V262H250ZM188 264H190V263L188 262ZM205 264H206V263H205ZM211 264H213V262H212ZM226 264H227V262H226Z\"/></svg>",
    "mask_w": 264,
    "mask_h": 264
}]
</instances>
